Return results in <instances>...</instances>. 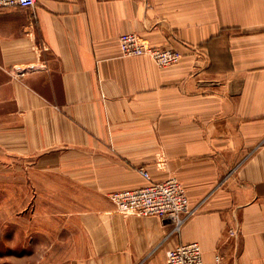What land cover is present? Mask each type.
Listing matches in <instances>:
<instances>
[{"label":"crops","instance_id":"obj_1","mask_svg":"<svg viewBox=\"0 0 264 264\" xmlns=\"http://www.w3.org/2000/svg\"><path fill=\"white\" fill-rule=\"evenodd\" d=\"M130 31L181 60L122 54ZM140 167L185 186L197 209L179 234L165 239L171 224L123 215L111 200L147 183ZM27 173L32 195L41 176L50 206L61 193L73 208L65 233L108 238L95 246L101 264L123 263L119 247L128 263L163 264L169 247L191 240L206 263L220 252L222 264H264V0L0 8V207L18 205L6 192ZM1 218V232L7 223L19 232L16 218ZM73 264H92L84 245Z\"/></svg>","mask_w":264,"mask_h":264},{"label":"rangeland","instance_id":"obj_2","mask_svg":"<svg viewBox=\"0 0 264 264\" xmlns=\"http://www.w3.org/2000/svg\"><path fill=\"white\" fill-rule=\"evenodd\" d=\"M29 175V173L24 176L22 175V183L18 190L6 192L7 198L9 196L13 197V194L16 195L17 202H19L17 203L18 205L0 207L1 220L13 216L18 223L15 229L19 231L14 234V226L8 223L4 228L5 234L0 229V264H73L83 245L86 248L87 260L91 261L92 264H95V262L101 264L103 257L99 256L97 250H95V246H99L104 242L106 243V241L109 242L108 238L95 239L91 235L89 238L87 233L85 239H78L77 236L73 238V234L71 233H65V231L67 232L72 227V223L68 222L69 217L66 212L71 211L73 208L66 206L65 203H61L58 198V196L61 197V193L58 196L55 195L57 197L56 202L59 201L60 204L50 206V202L46 200L49 192L45 189V185L41 184V176H38L37 192L34 191L33 197L31 187H33L35 177ZM43 177L45 178L46 176ZM19 198L21 201H19ZM31 198H35L33 203L36 204L38 198L36 206L32 205ZM2 224L3 222H0V227H3ZM123 226V222L120 221L119 230ZM92 230L99 232L98 227H94ZM95 233H93L94 236H96ZM32 234L37 237H31L33 236ZM68 234H71V236ZM119 240H121L119 241L120 243L124 240L122 235L119 237ZM124 251L123 249V253ZM118 253L119 261H123L120 264H145L146 258L143 259V262L128 263L126 261L127 256H122V249L120 247ZM153 254V256L148 255L149 260L157 257L155 253Z\"/></svg>","mask_w":264,"mask_h":264},{"label":"built area","instance_id":"obj_3","mask_svg":"<svg viewBox=\"0 0 264 264\" xmlns=\"http://www.w3.org/2000/svg\"><path fill=\"white\" fill-rule=\"evenodd\" d=\"M36 2L37 0H0V8L9 6L35 7ZM119 42L122 54H148L160 66H169L182 58V54L177 50L166 46L156 47L136 32L120 34ZM13 71L22 76L26 74L28 67L16 66ZM139 172L147 180L146 184L119 189L110 194L117 210L121 214L136 213V215L142 216H159L162 221L172 226L165 239L179 234L185 221L197 209V207L191 206L185 186L174 175L161 181L154 180L145 167H140ZM230 231L234 233L233 230ZM222 262L223 255L219 252L213 263H206L200 242L191 240V242L176 243L169 247L163 264H222Z\"/></svg>","mask_w":264,"mask_h":264}]
</instances>
